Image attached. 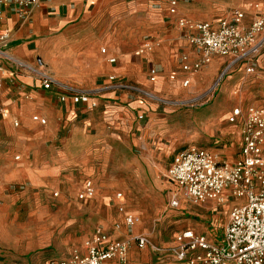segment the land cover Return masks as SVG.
Listing matches in <instances>:
<instances>
[{"label": "crops", "instance_id": "1", "mask_svg": "<svg viewBox=\"0 0 264 264\" xmlns=\"http://www.w3.org/2000/svg\"><path fill=\"white\" fill-rule=\"evenodd\" d=\"M158 2V8L148 0H40L29 9L0 5V33L3 30L10 33L7 44L3 46L0 43V48L31 65L47 69L70 86L94 91L92 100L97 102V107L93 109L73 104L71 100L61 102L58 88L45 90L36 74L9 64L0 88V105L10 113L7 118L0 117V199L11 184L18 187L26 185L28 189L47 184L59 176L69 178L70 174H64L65 164L87 162L92 157V147L97 146L101 138L115 135L109 129L126 127L129 133L141 129L138 115L149 114L151 103L148 100L152 98L140 91L115 90L110 86L109 75L124 77L132 85L156 97L158 91L174 92V88L190 86L196 90L199 84L220 70L223 77L233 72L252 75L262 66L261 51L252 73L246 71V62L229 66L231 58L222 56H214L211 63L198 73L184 72L179 60L181 53H189L191 61L198 59V53L190 44L186 32L178 26L177 17L170 16L167 0ZM257 3L264 11V0H250L249 6L235 9L246 12V24L252 21L256 13L254 4ZM235 10L204 20L197 18L183 0L179 4L182 16L212 23ZM147 41L152 42L153 47L142 51ZM103 49H106L105 53ZM111 58H116V62L111 63ZM154 66L161 73L156 82H151L149 69ZM172 75H175L174 79ZM186 79H190L188 86L183 85ZM251 104L255 103L249 102L246 107ZM34 115L46 118L47 123L34 121ZM142 143L139 142L140 145ZM87 180L92 179L87 178L85 182ZM171 188L170 184L165 194L166 205ZM122 203L127 212L135 214L129 210L125 195ZM189 206L182 203L178 209H168L178 216L192 213L193 207L190 209ZM220 207L223 206L214 202L198 205L200 210L206 209L212 214L219 212ZM120 215L122 223L129 227L124 222V215ZM116 223L114 232L105 230L114 238L126 239L116 228L120 223ZM189 229L211 239H220L224 234L219 236L217 232ZM91 234L77 249H83L85 240ZM175 243L161 245L169 247ZM146 249H151L159 261L172 257L177 264H188L177 261L169 252L151 247L141 249L135 243L129 249L126 264H140L149 259ZM71 254L44 261L66 259ZM107 264L119 263L111 261Z\"/></svg>", "mask_w": 264, "mask_h": 264}, {"label": "rangeland", "instance_id": "2", "mask_svg": "<svg viewBox=\"0 0 264 264\" xmlns=\"http://www.w3.org/2000/svg\"><path fill=\"white\" fill-rule=\"evenodd\" d=\"M248 1L183 3L197 18L209 20L244 8ZM261 65L252 75L233 72L223 77L220 70L196 90L189 86L158 91L155 100H148L150 112L141 121V129L130 133L126 127L109 129L115 135L101 138L87 162L65 164L64 174H70L69 178L59 176L28 189L9 185L0 199V264H41L47 258L68 257L97 226L114 232L116 222L121 236L145 234L161 249L168 248L161 244L176 242L177 235L189 228L220 236L236 201L212 214L182 198L183 204L193 207L189 206L192 213L176 216L166 205L167 169L172 156L191 145L230 158L239 155L240 126L228 117L237 105L264 106V49ZM87 178L92 179L97 193L88 200L80 199ZM119 191L129 210L140 218L135 226L122 223ZM145 251L150 257L140 264H177L172 257L159 261L151 249Z\"/></svg>", "mask_w": 264, "mask_h": 264}, {"label": "built area", "instance_id": "3", "mask_svg": "<svg viewBox=\"0 0 264 264\" xmlns=\"http://www.w3.org/2000/svg\"><path fill=\"white\" fill-rule=\"evenodd\" d=\"M39 1L0 0V5L29 9ZM148 1L154 7H160L158 0ZM167 2L170 16L177 17L178 26L186 32L190 44L198 53L195 61H191L189 53H181L179 60L184 72L202 71L214 56L231 58L229 66L246 62V71H254L255 60L264 47V11L260 4H254L256 13L250 24H246V12L243 10H235L220 21L212 23L182 16L179 11L180 0ZM9 39V31L3 30L0 33V43L5 46ZM152 47V42L147 41L142 51ZM105 52L106 49H103V53ZM0 59L5 61L0 62V88L10 64L36 74L45 90L58 88L61 102L71 100L73 104L86 109L97 107V102L92 100L94 91L70 86L58 80L47 69L31 65L1 48ZM110 62L115 63L116 58H111ZM160 73L158 67L150 68V81L156 82ZM171 78L174 79L175 75ZM109 80L110 86L115 90L140 91L154 98L152 93L137 88L124 77L111 74ZM189 84L190 79L183 83L184 86ZM9 115V111L0 105V117L7 118ZM138 118L142 121L145 114H139ZM33 120L41 124L47 123V119L40 115H34ZM228 121L238 124L241 130V148L236 158L191 145L176 153L166 175L172 186L167 195L169 209L180 208L183 199L195 205L214 202L219 206L236 201L230 208L222 238L211 239L188 229L177 235L174 245L161 249L145 234L117 239L103 226H99L85 240L83 249H75L69 258L48 259L42 264H107L111 261L126 264L133 243L141 249L151 247L157 251L172 253L177 261L188 264H264V106H237L229 115ZM15 125L18 126L19 122L16 121ZM78 195L80 199L93 198L96 195L93 181L87 180ZM116 196L118 210L124 215V222L129 227L137 225L140 218L126 211L122 203L123 193L118 192ZM116 227L119 228V225Z\"/></svg>", "mask_w": 264, "mask_h": 264}]
</instances>
